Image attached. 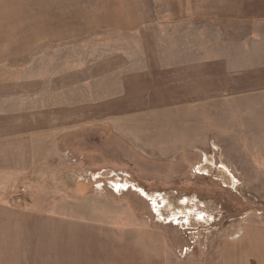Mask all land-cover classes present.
<instances>
[{"label": "rangeland", "instance_id": "obj_1", "mask_svg": "<svg viewBox=\"0 0 264 264\" xmlns=\"http://www.w3.org/2000/svg\"><path fill=\"white\" fill-rule=\"evenodd\" d=\"M0 264H264V0H0Z\"/></svg>", "mask_w": 264, "mask_h": 264}]
</instances>
